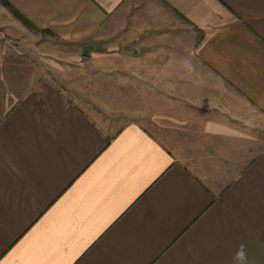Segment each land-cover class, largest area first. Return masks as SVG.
I'll return each instance as SVG.
<instances>
[{"label": "crops", "instance_id": "crops-1", "mask_svg": "<svg viewBox=\"0 0 264 264\" xmlns=\"http://www.w3.org/2000/svg\"><path fill=\"white\" fill-rule=\"evenodd\" d=\"M15 13L153 54L193 136L107 131L51 81L0 77V264H237L241 244L264 264V0H0Z\"/></svg>", "mask_w": 264, "mask_h": 264}, {"label": "rangeland", "instance_id": "rangeland-1", "mask_svg": "<svg viewBox=\"0 0 264 264\" xmlns=\"http://www.w3.org/2000/svg\"><path fill=\"white\" fill-rule=\"evenodd\" d=\"M14 15L18 22L0 21V77L16 79L15 89L49 80L107 131L138 125L171 149L176 137L193 136L171 117L174 102L159 85L160 71L150 68L153 58L144 59L153 54H124L114 38L64 45Z\"/></svg>", "mask_w": 264, "mask_h": 264}, {"label": "clouds", "instance_id": "clouds-1", "mask_svg": "<svg viewBox=\"0 0 264 264\" xmlns=\"http://www.w3.org/2000/svg\"><path fill=\"white\" fill-rule=\"evenodd\" d=\"M234 260H236L237 264H247V255L243 244L238 247Z\"/></svg>", "mask_w": 264, "mask_h": 264}, {"label": "trees", "instance_id": "trees-1", "mask_svg": "<svg viewBox=\"0 0 264 264\" xmlns=\"http://www.w3.org/2000/svg\"><path fill=\"white\" fill-rule=\"evenodd\" d=\"M18 17H21L23 20H24V22L26 23V24H28V25H30L29 24V22L27 21V20H25L21 15H19L18 13H15Z\"/></svg>", "mask_w": 264, "mask_h": 264}, {"label": "water", "instance_id": "water-1", "mask_svg": "<svg viewBox=\"0 0 264 264\" xmlns=\"http://www.w3.org/2000/svg\"><path fill=\"white\" fill-rule=\"evenodd\" d=\"M122 50H126V49H125V46L122 47Z\"/></svg>", "mask_w": 264, "mask_h": 264}]
</instances>
